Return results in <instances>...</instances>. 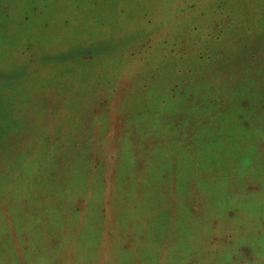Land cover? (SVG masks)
Listing matches in <instances>:
<instances>
[{"label": "rangeland", "instance_id": "374dc122", "mask_svg": "<svg viewBox=\"0 0 264 264\" xmlns=\"http://www.w3.org/2000/svg\"><path fill=\"white\" fill-rule=\"evenodd\" d=\"M0 264H264V0H0Z\"/></svg>", "mask_w": 264, "mask_h": 264}]
</instances>
